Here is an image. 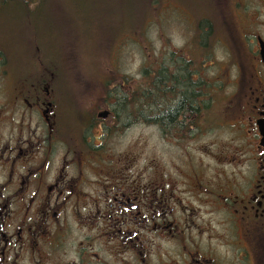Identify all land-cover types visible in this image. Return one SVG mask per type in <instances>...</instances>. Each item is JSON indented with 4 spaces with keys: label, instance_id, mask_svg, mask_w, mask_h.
Masks as SVG:
<instances>
[{
    "label": "flooded vegetation",
    "instance_id": "obj_1",
    "mask_svg": "<svg viewBox=\"0 0 264 264\" xmlns=\"http://www.w3.org/2000/svg\"><path fill=\"white\" fill-rule=\"evenodd\" d=\"M244 19L222 102L198 65L184 85L182 60L157 59L146 120L143 92L123 77L109 91L101 81L98 96L82 89L69 126L60 95L74 88L57 58L50 76L10 78L0 104V264H264V11ZM184 88L193 111L164 126L156 115ZM139 122L155 125L163 152L109 155L113 135Z\"/></svg>",
    "mask_w": 264,
    "mask_h": 264
},
{
    "label": "rangeland",
    "instance_id": "obj_2",
    "mask_svg": "<svg viewBox=\"0 0 264 264\" xmlns=\"http://www.w3.org/2000/svg\"><path fill=\"white\" fill-rule=\"evenodd\" d=\"M28 10L11 3L0 9V77L6 75L0 104L1 92L10 90L11 77L18 81L20 75L50 76L51 62L57 58L60 74L70 75L66 91L69 86L74 88L68 94L71 98L59 94L60 108L72 126L77 124L75 102L82 89L98 96L101 81L108 82L109 91L127 77V86L137 83L142 93L147 87L144 72L157 59L185 58L198 63L194 68L203 71L207 86L216 82L221 88L222 102L232 66L228 48L233 51L234 35L239 37L240 27L246 24L244 17L254 19L264 11V0H40ZM205 37L208 45L204 47ZM200 48L207 54L204 59ZM72 63L77 88L69 70ZM64 85L59 84L60 91ZM89 100L86 95L80 99L84 112H88ZM141 109L146 112H139L140 120L153 114L148 105ZM217 112L211 118L219 122L222 116L216 119ZM108 124L112 125L111 116ZM4 126L15 124L11 121ZM151 126L155 125L139 122L123 135L114 134L108 154L132 150L140 160L161 154V139Z\"/></svg>",
    "mask_w": 264,
    "mask_h": 264
},
{
    "label": "trees",
    "instance_id": "obj_3",
    "mask_svg": "<svg viewBox=\"0 0 264 264\" xmlns=\"http://www.w3.org/2000/svg\"><path fill=\"white\" fill-rule=\"evenodd\" d=\"M40 0H0V6H3V5H7L9 3L11 4H18V5H22L26 11L28 13H30V11L28 10V6H31L32 4H39ZM207 23V22H205ZM203 25L200 24V26ZM209 32H207V36H210V33L208 34ZM205 34V35H206ZM236 37V35H234V38ZM202 41L205 43V44H202L204 47L205 45H208V42L206 40V37L204 39H202ZM235 41H237V39L235 38ZM229 42H230V39H229ZM239 42L237 41V46H238ZM202 46V47H203ZM200 50H202V54H203V59H204V56H207V54L204 53V50L202 48H200ZM234 53L235 52V45L233 46V51H231L229 48H228V53ZM238 53V48L236 50V55ZM177 60H182V64L184 65L185 68H187V76L185 78V84L188 82V83H191L192 82V77H191V74L189 73V69L191 66H194L195 65H199L198 63L192 61V60H187L185 58H179ZM228 63L231 64V62H229L228 60ZM145 76H147V79L145 80L144 84H147V87H145L142 91L143 92V96L140 98V111L141 112H146L145 110H142L141 107L142 106H145V105H148V102H149V97H150V90H151V86H150V83L148 84V82L150 81V78H149V75H150V71L147 69L145 72H144ZM158 78V77H157ZM164 78H165V81H164ZM169 76H163V78H161L160 80L165 83L167 82ZM180 78L178 77H174L173 78V81L176 83V84H179L180 85ZM161 82V83H162ZM156 83L157 84H161L160 82H158V80H156ZM203 84L205 87H207V84L205 82V80H203ZM183 85V86H184ZM192 87L191 88L190 86H187L188 90L191 88V89H194L195 86L194 84H192ZM157 100V99H156ZM159 100V99H158ZM186 104H188L186 106ZM196 105V98H195V95L192 94V92H189L186 90V88H184L183 90V93L181 94V102L176 106V107H173L171 110L165 112L164 114H161V115H156L157 119L161 120L162 122H164V126H167V124L169 123H175L179 116L181 115L182 112H185L186 109L188 108L189 111H193V106ZM206 103H205V107H206ZM205 114V112H204Z\"/></svg>",
    "mask_w": 264,
    "mask_h": 264
}]
</instances>
